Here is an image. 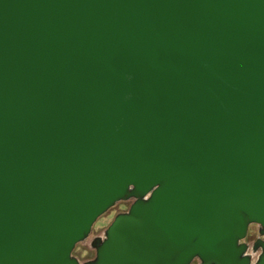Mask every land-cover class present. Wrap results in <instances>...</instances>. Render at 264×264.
<instances>
[{"label": "water", "instance_id": "1", "mask_svg": "<svg viewBox=\"0 0 264 264\" xmlns=\"http://www.w3.org/2000/svg\"><path fill=\"white\" fill-rule=\"evenodd\" d=\"M194 261L264 264V0H0V264Z\"/></svg>", "mask_w": 264, "mask_h": 264}, {"label": "rangeland", "instance_id": "2", "mask_svg": "<svg viewBox=\"0 0 264 264\" xmlns=\"http://www.w3.org/2000/svg\"><path fill=\"white\" fill-rule=\"evenodd\" d=\"M130 205L131 201L119 202L107 213L101 216L94 224L90 237L85 242H82L76 246L75 250L73 251V256L81 263L88 260H93L95 257V250L91 247V241L98 236H103L105 230L114 221L115 217L121 213L127 212ZM257 238L258 226L251 225L245 242L247 244H252Z\"/></svg>", "mask_w": 264, "mask_h": 264}, {"label": "flooded vegetation", "instance_id": "3", "mask_svg": "<svg viewBox=\"0 0 264 264\" xmlns=\"http://www.w3.org/2000/svg\"><path fill=\"white\" fill-rule=\"evenodd\" d=\"M95 258V257H94ZM88 261H91V260H88ZM87 262V261H86ZM192 264H198V262L197 261H194Z\"/></svg>", "mask_w": 264, "mask_h": 264}]
</instances>
